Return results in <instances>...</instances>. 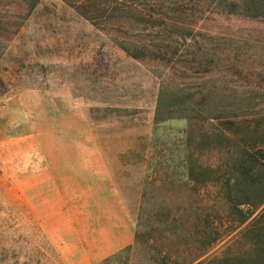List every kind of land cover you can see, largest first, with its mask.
<instances>
[{
  "label": "rangeland",
  "instance_id": "rangeland-1",
  "mask_svg": "<svg viewBox=\"0 0 264 264\" xmlns=\"http://www.w3.org/2000/svg\"><path fill=\"white\" fill-rule=\"evenodd\" d=\"M74 1L28 10L0 0V264L61 262L45 237L57 229L69 263L125 237L89 264H156L191 247L196 216L209 211L183 164L190 152L216 155L197 150L212 126L203 117L264 114V18L191 4L162 15L96 10L87 20ZM60 134L65 149L98 151L103 172L68 174L66 202L37 205L33 219L29 191L11 185L29 182V165Z\"/></svg>",
  "mask_w": 264,
  "mask_h": 264
},
{
  "label": "trees",
  "instance_id": "trees-1",
  "mask_svg": "<svg viewBox=\"0 0 264 264\" xmlns=\"http://www.w3.org/2000/svg\"><path fill=\"white\" fill-rule=\"evenodd\" d=\"M21 1L28 10L37 2ZM103 1L75 0L70 6L87 20L91 14H99L96 10L141 13L160 9L151 13L162 15L176 9L188 10L191 4L248 18H264V0ZM4 23L0 20L1 31H5ZM2 36L5 41L7 37ZM204 93L200 95L205 98ZM203 119L210 120L212 126L210 132L198 137L197 150L204 144L214 149L216 155L207 160L201 159V153L190 152L183 164L185 182L190 183L191 189L198 195L209 194V204L204 205L209 211L203 216L197 214L190 233L191 247L175 256L161 255L156 264H264V114L247 116L221 109ZM223 239L222 245L214 250Z\"/></svg>",
  "mask_w": 264,
  "mask_h": 264
},
{
  "label": "crops",
  "instance_id": "crops-1",
  "mask_svg": "<svg viewBox=\"0 0 264 264\" xmlns=\"http://www.w3.org/2000/svg\"><path fill=\"white\" fill-rule=\"evenodd\" d=\"M55 140L56 144L52 145L50 149H43L38 152L39 154L34 159L33 163L29 165V176L31 177L27 183H12L13 189L28 190L27 194V205L29 206V211H31L33 219L35 218V207L37 205L44 204H59L62 205L66 198L67 189V177L68 174H82L85 168L88 170H94L97 168L100 172H103V168L100 166V156L98 151H91L85 153L81 149H65L64 145L61 144L63 141H68L69 137L65 134L58 135ZM71 141L78 143V136H70ZM77 147V145H76ZM85 158L87 159V164H85ZM90 159L94 160L91 161ZM97 170V172H99ZM75 181H77L75 177ZM44 189L45 191H50L44 194L42 197L36 194V190ZM64 201V202H62ZM63 232L62 229L45 231V237L51 238L52 242L57 246L58 256L61 262H56L55 264H89L90 262L96 260L99 256L105 255L110 250L126 243L129 238L118 239L114 245L106 248L96 257H87L80 261H73L69 263L66 257V245L62 240ZM122 238L121 236H119ZM118 237V238H119ZM63 259V261H62Z\"/></svg>",
  "mask_w": 264,
  "mask_h": 264
}]
</instances>
